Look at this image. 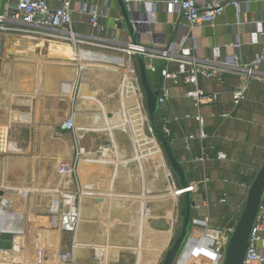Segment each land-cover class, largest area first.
<instances>
[{"label": "rangeland", "instance_id": "1", "mask_svg": "<svg viewBox=\"0 0 264 264\" xmlns=\"http://www.w3.org/2000/svg\"><path fill=\"white\" fill-rule=\"evenodd\" d=\"M85 30L88 32L93 31V33L96 34L95 28L90 25H87V29ZM104 35H106V32H104ZM95 37H99L100 39H87L84 44H80L79 46L81 48H90L99 52H110V54L116 55L121 54L119 50L114 49L104 51V49L106 48H102V45H107V41L104 42L100 35ZM46 45L47 42H45V46L43 48L30 46L33 47V49H30V51L28 50L29 53L25 57L19 53L13 54L7 52V50H5L4 41L0 42V207L7 212L14 211L18 207H21L23 209H21L23 213L19 215V222H14L13 224L16 231H19V227L22 226L23 223L21 221H25L26 223V230L25 232L23 231V233H18L16 231L14 233L0 232V237L3 238L12 239L13 235L15 234L22 235V237L19 236L21 239L19 240L20 251L16 252L19 256L9 254L7 258L5 256L0 257V264H46L45 262H48V264H133L135 252L134 248H132V245L130 248H117L114 250H110V248L108 249V251L106 250V248H104L106 243L104 240L107 237L104 235L105 226L108 224H110V229L109 234L107 231L106 235L108 234L110 238H113L114 236V239L112 240L114 243L118 241L119 235L121 234H123L122 236L126 237V240L124 239V237L121 239H123L125 242H131V244L133 243L132 240L129 239L130 237L128 235V226L126 223V218H129L128 207L124 206L122 203H119L109 211V202H104V200L100 202L96 198L97 195H95L94 206L89 207L87 212L83 211V209L85 208H80L81 206L84 207V204L90 202V200L93 198L92 196L94 193L87 194V190L89 189L86 188L88 185L84 186L85 184H78L76 179L77 175H79L77 165L79 163L80 157H84V155H82V152L85 151L84 145H82L81 142H78V139L77 143H75L76 138L78 137L76 134V125H79L77 120L83 122V120L85 119L83 116L88 114H90V118L95 120L94 114L96 113H102L106 118L108 116H113V111L120 109V103L121 105L123 103L122 108L125 115L123 118L116 119V122L118 123L115 124V128H112V125H109L104 128L101 127L100 129H93L95 130L93 131L95 134V142L100 144L102 150L104 147L108 148L106 150L107 152L104 153L107 159L116 158L112 156V154L116 153V148L115 146L113 147L111 138L113 141H115L113 138V136H116L115 130H122L124 128L127 131V127H124L127 124L134 136L132 138L134 142L132 143L130 140L128 134L129 131L124 134V138L129 139L128 145L125 146L129 147V149L125 150V148L122 151L124 154H129L131 152L132 155H135L137 151L140 154L151 153L153 158L155 157V154L158 156L160 155V157L162 156L163 167H157L158 170L161 171L158 175L159 178H161L162 175L165 174V185H167V189H164L163 191H161V189L159 191L144 190L145 193L148 194L146 196H156L157 194L167 193L171 194L173 192L172 179L170 177V171L168 169V167L170 169L171 167L169 166V163L166 159L164 149L157 135L148 128V113L146 126L144 123L143 125L145 127H142L145 130H143L139 125L142 123V119H144V117L142 118L144 114L143 111L141 109L140 111L132 108L129 109L126 106V104L130 105V101L126 102L124 96L127 93L129 94V92L126 91L127 88L132 90V83L128 82L126 84L128 87H125V85L124 87H121V79L124 76L121 68H117V70L112 73V69H110L109 67L100 66L98 62H89L84 60L81 61V65L86 66L85 69L83 68L85 76L83 84L84 94L89 93L92 98L94 97L93 100L95 101L94 103L89 102L92 103L90 105L87 102V107L89 106L90 113H88L87 111L83 112L82 105L73 106V111H75V113H78V117L75 120V128L68 132L61 131L59 123L64 118L67 111L62 110L63 108L66 109L65 105H63L61 101L57 99L56 102L46 105L47 108H52V115L54 112H56L55 114L57 115L55 123H53V125H56L53 126L51 124L48 126V123H46L45 121L46 117H44L43 109L41 106L42 104L41 102L39 103V96L41 93L45 92L57 95L62 94V92L60 88H57L58 85L56 88L54 87V89L53 87H50V89H45L43 87L38 88L40 82H42V77L46 75L45 69H53L55 67L61 69L63 67H72L73 64L63 63L61 59L58 58L45 59L44 57L47 56ZM92 59H95V55L94 57H92ZM45 62H48L49 64H46ZM105 64H108V66H117L111 63ZM11 67L13 70L11 69ZM106 71L109 73L111 72V79L113 84L108 83L105 85V81L108 80L100 79V77L102 78V74ZM5 75L7 76V78L3 80L5 78ZM148 75L151 82L155 86L157 73L148 71ZM12 77H16L17 80L13 79ZM36 78L39 81L37 84H35ZM59 82L61 81L58 80L57 84H60ZM94 82L95 87H91L90 83ZM111 86L115 91V95H113V97L102 98L101 91L106 88H111ZM245 96L246 95L244 91L243 96L239 100H241ZM34 97H36L37 99V101L35 102L36 104L33 102ZM29 99L31 100L30 104L28 103ZM121 99H125V102L124 100L123 102H121ZM260 101L261 99L259 100V102ZM233 105H235L234 102ZM221 108L218 109V112H223L224 116L221 118L217 117V122L215 121L216 124L212 123L214 125H211L210 127L207 125L206 127H204L203 130L206 136L203 138L197 137L198 129L196 128V126L192 128L186 127L183 129H179V131L177 132V130L174 131V127L170 125L169 133H163L161 129L160 116L157 115V118L155 119L156 127L165 135L166 139L170 142L175 157L181 163L186 179L194 180V182L197 183V189L193 192V196L195 198V203H197L198 206L191 209V214L203 215L208 212L210 215V221L213 225L225 223L227 219L231 220V218H238L243 207L247 186L252 180L256 170L264 160V110L262 109V106H255L253 108H250V110L246 106H243L244 112L242 116L244 119L242 125H236V123L234 122V128H230L232 130V136H236L235 138H238V141H233L232 144L226 142V138H229V134L226 133L223 128L221 129V127L218 125H221L223 123H221V121H226L227 123V121L229 122V120L231 119L235 120V108L232 109V113L234 114L230 113L229 115L231 116L229 117L225 114L229 113L227 109H231V107L228 108V106H225L224 110ZM83 113L86 114L84 115ZM201 114L203 115V112H201ZM29 115L31 116L28 120L27 116ZM227 117L228 120L226 119ZM218 121L220 123H218ZM124 122H126V124H124ZM228 124V126L231 125V123ZM228 126H226V128L230 130ZM236 126L239 128L241 127L242 133L240 131L239 133L242 136H239L237 134ZM89 130L90 131L88 132H92L91 129ZM149 134H151L152 137H148L147 135ZM189 134L196 135V138L185 140V136ZM86 135L91 136L89 135V133H86ZM86 135H84V137ZM65 137H67L68 144L71 148L70 155L66 157L56 156V159L51 158V156H49L47 152L53 147L52 143L55 141L58 142L60 141V138ZM108 144L112 145L108 146ZM78 148L81 149V151H79ZM202 151L206 155L210 156V159L208 161V159L206 158L202 164H198L195 159L200 155V152ZM223 153H227V156L224 158L222 157V155H220ZM218 154L221 157H219ZM126 160H129V162L127 163L128 165L126 164V167L131 168L132 173L133 171L137 172L136 169L139 168V164L136 160V157L134 156ZM116 162L121 161L118 160ZM66 163H68V166L70 167H67L65 165ZM193 165H195V168L193 167ZM108 166V169L110 171H108L109 174L107 172L106 174L110 175L113 173V171H115V169H112V164H109ZM55 167H57V169H69V175L67 176L71 178L72 183L71 181V184L64 183L67 176L65 175V173H62L63 176L57 174L55 172ZM93 167H95V165ZM171 172L176 184L179 183L177 176L176 178L174 176V171L171 170ZM95 173L97 172L95 171ZM116 173L113 181V188L118 187V185L122 187L126 182V179L123 180L124 178L122 177V174L118 175V173ZM204 175L209 179L206 182H202ZM167 179L170 181V184H168L169 182ZM134 182L135 181L132 178L130 183H127V185L131 186ZM92 187H94V185ZM137 188H140V183L137 184L136 189ZM119 192L123 191H116L115 194L120 195L118 197H121V194H126ZM221 194L225 196V202L218 205L216 204V201L218 195ZM204 195L208 197V200L211 203L208 208H205L201 205V201ZM67 196H69L68 198H71L72 200H69V203L71 202V204L73 205H78V213L81 212V209L83 211L81 212V214L84 213V215L80 214V216H78L79 224L77 236L75 239V233L71 231L61 230L60 228H58V226H54L52 224L53 215L57 213L56 211H58L57 215H60V213H62V208H64L63 205L68 202L66 199ZM118 197L116 198V200L121 199ZM53 198H57L59 204V210H55V212L49 209H53L52 207H55L54 205H51ZM127 198L131 199L132 197L127 196ZM127 198L125 199V201L127 200ZM167 198L169 203L170 200H172L171 204L167 203L172 209V196H167L164 198V200L162 199L161 201H163L164 204ZM141 201L143 203V200ZM180 201H182V197ZM136 204L138 205L139 202H137ZM149 204H151V202ZM155 204L159 205L160 203L157 200L154 201L153 205L156 206ZM166 207L167 206H164L163 209L158 210H156L155 207V209L152 207V214L164 213L165 215H168L167 211L169 209H167ZM121 208L123 210H121ZM143 208L146 209L145 203L144 206L141 207V209ZM131 210L132 209L129 208V211ZM106 214H110V219L108 216L106 218ZM136 215H140V220L142 219V216H144L140 211L136 212ZM123 217L125 218L123 219ZM83 218L87 219L88 221L83 220ZM107 219L108 221L110 220V223L106 221ZM40 220L41 222H39ZM104 220L107 224L104 222ZM118 220L121 222L120 224H117V226L119 228L122 227L121 229L124 230L123 233L119 230L118 232H116L114 229H111V223ZM153 227L151 225L143 226L140 230V227L136 226V230L141 231L142 236L146 235L143 244L144 247H147L149 245L147 242V236L153 234L154 230H156ZM156 228L159 229L157 231L168 230H161L160 227ZM51 233H54L58 236L57 237L55 235L56 240L53 242L54 244H52L55 249L52 247L51 243H47V241H45V238H48ZM157 238L159 239V237ZM74 240H76L77 244L80 245V252L78 246H76L75 249H72V243ZM152 240H150L149 243L153 244ZM110 241L111 240H109V242ZM97 243L103 250L101 252L102 255L98 254L102 256L100 258H98V255L96 254V252H94L96 251L95 246H92ZM67 250L70 251L72 255L71 259L61 260L59 258L60 252ZM49 252H51V254H49ZM51 257H53V259H51ZM141 257L142 256H140L138 262H141ZM48 259L49 261H45Z\"/></svg>", "mask_w": 264, "mask_h": 264}, {"label": "built area", "instance_id": "2", "mask_svg": "<svg viewBox=\"0 0 264 264\" xmlns=\"http://www.w3.org/2000/svg\"><path fill=\"white\" fill-rule=\"evenodd\" d=\"M111 1L56 0V3L53 4L52 0H2L0 8V42L4 41L5 33H19L32 37L68 42L77 53L82 49L79 46L80 44H84L87 39L99 38L95 36L100 35L104 42L107 41V45H102V48L119 50L121 52L119 55L123 56L125 64L117 60L120 57L116 54H112L115 60L108 61V63L117 65L116 67L119 66L124 75L122 80L125 78L126 81L128 80L127 83H132V90L126 89L133 97L129 106L137 111L142 108L144 112L142 118L144 117V119H142L143 123L141 125H143L146 123L148 116L145 96L139 83L134 57L135 53L139 52L144 58L147 71L157 73L156 84L158 75L161 76L157 98L159 108L157 110L158 113L156 112V118L157 115L160 116L162 132L169 133L172 123L189 118L198 129V138L206 136L203 130L206 123L200 107L206 103L215 102L220 94V91L216 89H204L198 81L200 76L223 82V72L235 73L240 82L231 90L234 103L243 96L248 78L264 79V0H258L261 1L263 6L255 17L245 22L238 19L235 23H231L226 17V6H232L238 12H241L248 8V3L251 0H161L164 5L171 7L179 16L176 21V32L178 33L176 38H168L162 31L157 30L155 28V23L157 22L155 17L150 18L144 11L136 10L135 4L138 0H124L130 14L131 23L137 34V43L132 42L129 34L126 38L113 33L104 35V25L101 24L100 20L111 15ZM75 13L78 14L76 19L73 18ZM117 18L124 23L121 14ZM216 20H219L230 34L236 35L234 40L227 43L230 47L228 53L221 52V46H225L226 43L205 45L201 39L202 35L199 28L203 25H214ZM85 22L95 28L98 35L94 34L93 31L82 30L80 25ZM246 29L248 30L247 39H241L240 33ZM253 32L256 33L255 36L252 35ZM254 42H259V48L247 53V45ZM205 48H208V50L206 51ZM95 52L97 51L95 50ZM125 82L121 87H124ZM174 84L185 85L182 90V97L191 100L194 107L193 112L177 113L174 111L170 103V99L174 96L170 91V86ZM135 93L139 104L133 96ZM182 126L185 127L184 125ZM59 127L64 132L75 128L72 113L64 116L59 123ZM195 138L196 135L194 134L185 136V140ZM220 155L223 158L225 157V153ZM220 155L218 154L219 157H221ZM206 158L209 161L210 156L202 151L195 161L198 164H202ZM66 166L68 167V165ZM193 167L195 168V165ZM168 169L175 192L172 209H170L168 215L164 213H155V215L148 212L143 219L139 220L140 215H136V212L133 211H136L141 205H134L133 211H129L128 208L129 218H126V223L129 239L133 242L132 248H134L135 252L133 264H142L138 262L139 250L146 251L145 253H147L149 258L147 264L161 263L166 250L171 245L181 225L180 200L182 194L185 190H190L193 193L197 189V183L194 180H187L188 183L185 187L181 186L180 183L176 184L171 172L172 169L169 167ZM174 176L176 178V174ZM208 180V177L204 175L202 182ZM223 202H225V196L222 194L218 195L216 204L219 205ZM201 205L205 208L211 205L206 195L203 196ZM197 206L198 204L194 200L192 208ZM77 207L78 205L71 204V207L61 215L59 224H57L58 228L75 233L76 221L79 216ZM159 217L164 218L166 228H169L167 243L161 248L153 240L154 245L148 242L150 246L148 245V248H144L143 244L146 235L142 236L141 231L136 230V226H139L140 230L143 226H152L151 219ZM236 220L231 218V220L227 219L225 223L213 225L208 212L203 215L191 214L188 236L173 264L179 263L183 251L190 246L191 248L198 246L205 249L206 251L204 252L212 253L211 264H222L225 245ZM52 224L56 225L54 222ZM194 225L201 228L200 233L197 235L193 233L192 227ZM263 232L264 195L250 233L242 264L264 263V252L257 245V241L261 239ZM74 245L75 241L72 243V249ZM101 255L97 257L100 258L102 257ZM71 256L70 251L67 250L60 252L59 258L61 260H70ZM188 264L197 263L195 260H190Z\"/></svg>", "mask_w": 264, "mask_h": 264}, {"label": "crops", "instance_id": "3", "mask_svg": "<svg viewBox=\"0 0 264 264\" xmlns=\"http://www.w3.org/2000/svg\"><path fill=\"white\" fill-rule=\"evenodd\" d=\"M75 1H79V0H75ZM87 1L95 2V0H87ZM197 1H202V0H197ZM52 2H53V4H55L56 0H52ZM110 5L112 6L111 13H110L111 15L106 16L100 20L101 24L104 25L103 31L106 32V34L113 33V34L118 35L120 37L126 38V36H128V34H129V32L126 29L125 24L123 22H121L120 20H118V18H117V16L120 15V10L117 6L116 0H112ZM262 6H263V4L261 3V1L251 0L248 3L247 9H245L241 12H238L234 7L227 5L225 8V13H226V17L228 18V20L231 23H235L238 19L240 21L245 22L248 19L255 17L258 14V11H261ZM135 7H136V10L144 11L150 18L155 17L157 19V22L155 23V28L157 30L162 31L166 35V37H168V38H176L177 37L178 33L176 32V26H177L176 21L179 19V16L174 10H172L171 7L164 5V3L161 0H138L137 3L135 4ZM76 17H78V14L75 13L73 15V18L76 19ZM87 25L88 24L85 22V23L80 25V28L82 30L86 31L85 29H87ZM199 31L202 35L201 39H202L203 43H205V45H214L216 43H226L225 46H221V52L222 53H228L229 52L230 47L227 43H229L230 41H232L236 38V35L230 34L228 32L227 28L219 20H216L214 25H203V26H201L199 28ZM247 31L248 30L246 29L242 33H240L241 39H245V40L247 39V36H248ZM255 34H256L255 32L252 33L253 36H255ZM257 36H258V33H257ZM258 48H259V42L250 43L249 45H247V53L255 51ZM5 50H7V52L13 53V54H17V53L22 54V56H25V57H26V55H28V53L30 51V49L26 48V47H21V48L16 49V50H10L6 45H5ZM205 50L207 51L208 48H205ZM104 51H109V49H104ZM109 53L103 52V57L105 59L99 61L100 58H96L95 62H98L100 64V66L109 67L110 69H112V73H114L115 70H117V68H119V67H116L113 65L108 66V64H105V63H108V61H114L115 60L114 59L115 57ZM46 54H47V56L44 57L45 59L46 58H58V57H60L58 59H61V61L63 63H72L73 66L72 67H63L61 69H58L56 67L53 69L52 68L45 69L46 75L44 77H42V79H41L42 82H40L38 88L43 87L45 89H50V87H53V89H54V87L56 88L58 85L57 88H60V90L62 92V94H60V95L53 94V93H47V92L40 94L39 103L41 102V104H42L41 106L43 109L44 117H46L45 121H46V123H48V126L51 124L53 125V123H55V120L57 117V115L55 114L56 112H54L52 115L51 114L52 108L51 109L47 108L46 105L49 103L52 104L53 102H56L57 99H59L61 101V103L63 105H65L66 109H64V108L62 109V110L67 111L65 113V115H67L68 113H72V115L74 116V122H75V120L78 117V115H77L78 113H75V111H73V106L82 105V111L83 112L87 111L88 113H90L89 112L90 108H89V106L87 107V104L89 102H92V103L95 102L93 100L94 97L92 98V96H90L89 93L84 94L83 84H84V77L85 76H84L83 68L81 65V61L76 56H74V58H71V59L64 58V54H63V52H61V50H59V51H57V50L48 51ZM100 62H102V63H100ZM45 63L49 64L48 62H45ZM101 64H103V65H101ZM11 69H12V67H11ZM5 73H6V69H5ZM13 74H14V72H13ZM6 78H7V76L5 75V78L3 80H5ZM12 78L17 80L16 77H12ZM100 79L109 81V82L105 81V83H104L105 85L108 83L113 84L112 79H111V72L110 73L107 71L104 72L102 74V78L100 77ZM223 79H224L223 82H220V81L218 82L217 80H215L213 78H205L202 76L199 77V79H198L199 84L204 89H207V90L216 89V90L220 91L218 99L215 102L206 103L204 105H201L200 111L203 112L204 120L206 122L205 125L206 126L208 125L210 127L211 125L216 124L215 121L217 122L218 116H216V114L218 113V109H220L222 107L221 109L224 110L225 106H228V108L231 107V109H227V110L230 113H232L233 112L232 109L235 108V110H234L235 115L238 117L235 116V120L231 119V120H229V122L227 121V123H226V121H221V123L222 122L223 123L221 125H218L221 127V129L223 128L225 130V132L229 134V136H228L229 138H226V140H227L226 142L232 144L233 141H238V138H235L236 136L235 137L232 136V133H231L232 130L230 128H234V126H235L233 124L234 122L236 123V125H239V126L242 125V122L244 119L242 116V114L244 112L243 106H246L249 110H250V108H253L255 106L256 107L262 106V109L264 110V79L248 78V81L246 83V88L244 90L246 96L243 97L241 100H238L235 105H233V100H232L233 98H231V90L236 84H238L240 82V79L238 78V76L235 73H231V72H227V71L223 72ZM58 80L61 81V82H59L60 84H57ZM38 82L39 81L36 78L35 84H37ZM124 82H125V78L123 80L121 79V85ZM125 83L127 84V81ZM90 84H91L90 85L91 87H95V82L90 83ZM126 84H125V87L127 86ZM112 86H111V88H106L103 91H101V97L102 98L103 97H105V98L113 97V95H115V91L112 89ZM184 87H185V85H182V84H174V85L170 86V91L174 95L173 98L170 99V103H171L174 111L177 113L193 112L194 111V107H193L191 100L182 97V90ZM129 94L127 93L124 96V98L126 99V97ZM125 99H123L124 102H125ZM260 99H261V101L259 102ZM90 100H93V101H90ZM123 100L121 99L120 101L123 102ZM36 101H37V99H36V97H34L33 102L35 103ZM126 102H127V99H126ZM137 102L139 104L138 99H137ZM28 103L29 104L31 103L30 99L28 100ZM92 103H89V105ZM2 105H3V103H2ZM67 105H68V107H67ZM122 105H123V103H122ZM122 105L120 103V109L113 111L114 115L108 116L107 118L102 113L101 114L96 113V114H94L95 120H93L92 118H90V114L85 115L86 113L85 114L83 113L85 115V116H83L85 118L83 120V122L82 121L80 122L79 120H77L79 125L77 124L76 126L80 127V129H81V132H79L80 131L79 128L76 129L77 136H79L85 132L84 128L88 129L87 131H90L89 129H91L92 132L95 131V130H93L95 128L100 129L101 127L104 128V127H107L109 125H112L111 127L115 128V124L118 123V122H116L117 121L116 119L123 118L125 115L124 110L122 108ZM0 106H1V101H0ZM124 106H125V104H124ZM126 106L130 109L129 104H126ZM141 110H142V108H141ZM232 114H234V113H232ZM30 116L31 115L27 116L28 120L30 119ZM112 117H113V119H112ZM223 120H225V119H223ZM227 120H228V118H227ZM107 123H108V125H107ZM212 123H214V124H212ZM218 123H220V122L218 121ZM228 123H231V125L228 126L229 125ZM124 124H126V122H124ZM54 125H56V124H54ZM139 125L141 126V128L144 127V125H141V124H139ZM182 125H184L185 127H183ZM172 126L174 127L173 129H175L174 131L177 130V132H178L179 129H183L186 127H191V128L195 127V124L191 119L188 118V119H184L180 122H176V123L174 122V123H172ZM226 126H228V128L230 130H228L226 128ZM124 127H127V131L124 128L122 130H115L116 136L115 137L113 136L115 141H113L111 138V141L113 142V146L115 145V143H118L119 141H124L125 144L127 143L126 144V146H127L129 139H125L124 134H126L128 131H129L128 134H129L131 142L132 143L134 142L132 139L134 136L131 132L130 127L127 124ZM239 131L242 133L241 127L240 128L237 127V134L239 136H242L239 133ZM92 132H87L91 136H87L86 134H84V135H86L85 137H84V135H82L81 137H77L76 141H75V143H77V139H78L79 140L78 142H81V144L84 145L85 152L83 151L84 147L82 150L84 152V153L82 152L83 153L82 155H84V158L89 159V160L94 158V162H95V167L90 169V171L88 172L89 174H87L86 177L84 176L83 182L87 181V183L88 182L94 183V187L86 188V189H89V190H87V192H88L87 194H91V193L92 194L94 193V194L92 196L93 198L90 200V202H88L89 204L88 203L84 204L85 208L88 209L89 207L95 205V195H97L96 198L100 202L103 200H104V202L108 201L110 204L109 207L114 208L115 205L117 206L115 200L118 196H120V195H117L115 193H116V191H121V190L123 192H119V193H126V194H121L122 196L118 197V198H121L122 201L120 203L123 202L122 204L124 206L126 203L125 199L127 198V195L135 198L136 201H138L139 199H142L143 202L145 201V199L156 198L154 201L158 200L160 203V201L162 199L159 200L157 198L167 197V196L174 194V188H173V190H172L173 192L171 194L167 193V194H157L156 196H146L148 194H146L144 190L159 191L161 189V191H163L164 189L165 190L167 189V185H165V180H166L165 174H163L161 178H159V175H157V177L155 179H149L146 171L140 170V173L138 174L137 178L135 177V182L131 186L127 185V183L129 184L131 180L127 179V177L125 176V174H126L125 169H127L125 163L129 162V160H126V159L132 158L135 156L138 163H140V166H142L143 169H147L149 176L154 178L151 175L152 170H154L157 167H163L162 156L160 157V155L158 156L155 154V159H154L152 157L151 153L140 154L137 151H136L135 155H132L131 152L129 154H124L122 152L124 150V148H123L120 151H117L115 149L116 153L114 151L115 154H112V156H114L116 158L107 159V157L105 155L101 156L102 147L100 146V144L95 142V134H94V132L93 133ZM110 145H112V144H108V146H110ZM52 146L53 147L51 149H49L47 152V154L49 156H51V158H55L56 156L66 157V156H69L71 153V148L68 144L67 137L60 138V141H58V142L57 141L53 142ZM96 147H97V149H96ZM154 147H155V145H154ZM123 156H125V157H123ZM142 157H144V158H142ZM81 158L82 157H80V159ZM118 160H120L121 162H116ZM156 161H158V162L156 163ZM109 164L110 165L112 164V169L113 168L115 169V171H113V173L110 175H108L109 174L108 171H110L108 169ZM123 164H125V165H123ZM66 165H69V164L67 163ZM124 166H125V168H124ZM68 167H70V166H68ZM79 169H78V171H79ZM95 169H97V170H95ZM157 170H158V168H157ZM95 171L97 173H95ZM55 172L59 175H62V173H65L66 176L69 175V169H59V168L57 169V167H55ZM106 172L108 174H106ZM116 172L118 173V175L122 174V177L124 178L123 180L126 179V182L124 183V185L122 187H120V185H118V187L113 188L114 187L113 181H114V177H115ZM127 172H129V171H127ZM160 172L161 171H159L158 174H160ZM81 178H82L81 175H77L76 179H77L78 184L82 183ZM69 180H70V177L67 176L64 183H69ZM95 182H97V184H95ZM139 183H140V188L136 189V186ZM166 183H167V181H166ZM168 184H170V182ZM133 194H135V195H133ZM192 198H193V200L195 199L193 196V193H192ZM55 200H56V198H53L51 205H55L57 203ZM165 204L166 203L163 204V201H161V203L159 205L151 206V207H153V208L155 207L158 210L159 208L163 209L164 206H167L166 208L169 209L167 212L169 213L170 207L168 204H166V205ZM150 205L151 204H149V202H148L145 204V207H150ZM17 209H15L14 211H11V212H7V211H5V212L7 214H11L12 212H18L19 215L23 213V211H22L23 209L21 207L20 208L18 207ZM84 212H87V210ZM123 218H125V217H123ZM159 218H161V217H159ZM83 220L88 221L85 218H83ZM14 222L17 223V222H19V220H15V219L12 220V219L8 218L5 221H0V224H1L0 227H4V228H8V229H14V232H15V226H13ZM54 223L58 224L59 222L56 221ZM152 226H154V225L152 224ZM155 227H159V226H155ZM160 228H165V227H160ZM155 231H157V230H154V232ZM154 232H153V234L147 236V242H149L150 240L153 239L154 243H157V245H160L162 248L166 242V239H163V240L154 239L155 238ZM105 235H106V230H105ZM107 245H106V247H107ZM119 245H121V242H119ZM257 245H258L259 249L262 252H264V232H263L261 239H259L257 241ZM92 246H95V249H96V245H92ZM79 247L80 246H78V249H79ZM128 247L130 248L131 245L126 246L125 248H128ZM79 252H80V249H79ZM142 252H143L142 254L147 255V253H145L146 251H142ZM140 263L147 264L148 261L146 263L141 261Z\"/></svg>", "mask_w": 264, "mask_h": 264}, {"label": "water", "instance_id": "4", "mask_svg": "<svg viewBox=\"0 0 264 264\" xmlns=\"http://www.w3.org/2000/svg\"><path fill=\"white\" fill-rule=\"evenodd\" d=\"M116 2L132 42L137 43V34L131 23L130 14L127 10L126 2L124 0H116ZM1 3L2 0H0V8ZM134 57L138 71L139 83L145 96V105L149 116L148 128L157 135L164 149L169 166L176 174L181 186L185 187L187 186L188 182L185 177L183 167L179 160L175 157L170 142L166 139L164 134L156 127L155 124L156 112L159 108L157 98L159 94L161 76L158 75L157 84L154 86L148 75L143 56L139 52H136ZM263 195L264 160L256 170L252 180L247 186L243 207L225 245L222 264H242L245 249L250 237L255 218L261 205ZM193 204L194 200L192 198V192L190 190H185L182 194V201L180 202V209L182 214L181 225L171 245L166 250L165 255L160 264H173L175 257L183 246L188 236L191 225L190 217ZM151 223L154 226L166 227V222L163 218L151 219ZM11 245V238L0 237V247H10Z\"/></svg>", "mask_w": 264, "mask_h": 264}, {"label": "bare ground", "instance_id": "5", "mask_svg": "<svg viewBox=\"0 0 264 264\" xmlns=\"http://www.w3.org/2000/svg\"><path fill=\"white\" fill-rule=\"evenodd\" d=\"M45 42H47V45H46V50H47V52L48 51H52V50H57V51H59V50H61V52H63V54H64V58H68V59H71V58H74V56H76L77 58H79L80 59V61H82V60H84V61H89V62H95V59L96 58H100V60L99 61H101V60H104L105 58L103 57V52H99V51H97V52H95V50H93V49H90V48H82L79 52H75L74 51V49H73V47L71 46V44L70 43H68V42H65V41H60V40H54V39H45V38H43V37H30V36H28V35H22V34H19V33H5L4 34V43H5V45L10 49V50H16V49H19V48H21V47H26V48H29V49H33V47H39V48H43L44 46H45ZM30 46H33V47H30ZM94 55H95V59H92V57H94ZM120 58L118 59V60H120L119 62H121L122 64H125V61L123 60V56L122 55H118ZM58 58H60V57H58ZM75 60V59H74ZM82 68H86V66L85 65H82ZM125 81H126V79H125ZM128 81V80H127ZM137 94L135 93V94H133V96H134V98L137 100V96H136ZM130 97V98H129ZM126 99H127V102L128 101H130L131 102V100H133V97H132V94H129V96H127L126 97ZM144 113V112H143ZM143 123V122H142ZM145 125H146V123H145ZM79 127H76V129H78ZM80 129V128H79ZM143 130H145L144 128H142ZM84 130H85V132L84 133H82L81 135H79L78 137H81L82 135H84V134H86L88 131V129H86V128H84ZM79 132H81V129H80V131ZM148 137H152V135L151 134H149V135H147ZM127 144V143H126ZM126 144L124 143V141H119L118 143H115V148H116V150L117 151H120L121 149H129V147H125L126 146ZM113 146V147H114ZM124 146V147H123ZM108 148L107 147H104L103 148V150H102V153H101V156H104V153L105 152H107L106 150H107ZM111 149V148H110ZM125 149V150H126ZM85 152V151H84ZM83 152V153H84ZM93 152V151H92ZM91 153V152H90ZM109 154V153H108ZM111 154V153H110ZM89 155V154H88ZM91 155V154H90ZM93 156V155H92ZM90 157V156H89ZM154 159H155V157H154ZM29 162V161H28ZM158 161H156V163H157ZM125 164H127V163H125ZM125 164H123V165H125ZM139 164V168L138 169H136L137 170V172H135V171H133V173L131 172L132 171V169L131 168H129V167H127V169H125V176L127 177V179H129V180H131L132 178H133V180L135 181V177L137 178V176H138V174L140 173V170H144V171H146V173H147V175H148V178L149 179H155L156 177H157V175H158V173H159V170H157V168H155L154 170H152V176L154 177V178H152L151 176H149V173H148V170L147 169H143L142 168V166H140V163H138ZM95 165V162H94V158L93 159H91V160H89V159H86V158H84V157H82L80 160H79V163H78V166H77V170L79 169V171H78V173H79V175H81V181H82V185L83 184H85V186H87V188H92V186L94 185V183H90V182H88L87 183V181H85V182H83L84 181V176L86 177L87 176V174H89V173H86V172H88V171H90V169H92L93 168V166ZM128 165V164H127ZM123 168V167H122ZM124 168H125V166H124ZM10 169V168H9ZM7 170V169H6ZM86 171V172H85ZM127 171H129V172H127ZM22 173V172H21ZM35 174V173H34ZM21 175V174H20ZM26 177V176H25ZM35 177V176H34ZM43 178V177H42ZM34 180V179H33ZM38 180V179H37ZM94 180V179H93ZM137 180V179H136ZM14 181V180H13ZM24 181V180H23ZM25 181H27V180H25ZM70 181H71V178H70V180H69V184H71L72 183V181H71V183H70ZM89 181V180H88ZM94 182V181H93ZM168 182H170L169 180H168ZM95 184H97V182H95ZM96 193V192H95ZM130 193V192H129ZM110 195V194H109ZM133 195H135V194H133ZM138 195V194H137ZM127 196H129V195H127ZM170 196H172V199L175 197V192H174V194H172V195H170ZM69 196H67L66 197V199H67V203L66 204H64L63 206H64V208H62V213H60V215L58 214L57 215V213H58V211H56L57 213L56 214H54L53 215V221L54 222H56V221H58L59 222V219H60V217H61V215L62 214H64L65 213V211H67V209H69L70 207H71V202L69 203V200H71V198H68ZM130 197V196H129ZM84 198V197H83ZM164 198L165 197H161V198H157V199H163L164 200ZM154 199H156V198H154ZM154 199H145V201L142 203V199H140V200H138V201H136L135 200V198H131V199H128L127 198V200H126V203H125V206L126 207H128V208H130V209H132L131 211H133L134 210V207L137 205L136 203L137 202H139V204L141 205L138 209H136V212H141L143 215H145L146 213H152V210H151V206H154L153 205V203H154ZM57 203L54 205L55 207H52L53 209H51V208H49L50 210H52V211H54L55 212V210H59L58 209V207H59V204H58V200H57V198H56V200H55ZM72 201V200H71ZM116 201V204H119L122 200L121 199H117V200H115ZM148 201H149V203L151 202V205H150V207H146V209L145 208H143V209H141V207L142 206H144V203L146 204V203H148ZM171 202H172V200H170V203H169V201H168V199H166V201H165V203L167 204V203H169V204H171ZM82 203V202H81ZM123 203V202H122ZM160 203H161V201H160ZM165 204V205H166ZM135 205V206H134ZM116 206V205H115ZM157 206V205H156ZM108 207H109V204H108ZM124 207V206H123ZM24 208V207H23ZM80 208H85V206L84 207H80ZM110 209H111V207H109L108 208V210L110 211ZM145 209V210H144ZM155 209V208H154ZM160 209V208H159ZM171 209V208H170ZM86 210H88V209H83V211H86ZM121 210H123L122 208H121ZM157 210V209H156ZM81 212H83L82 211V209L80 210ZM107 211V210H106ZM105 211V212H106ZM81 212L79 213V216H80V214H81ZM112 212V211H111ZM124 212V211H123ZM107 213V212H106ZM127 213V212H126ZM83 215H84V213H82ZM81 214V215H82ZM90 214V213H89ZM111 214V213H110ZM110 214L108 215V214H106V218H107V216L109 217V219H110ZM31 216V215H30ZM40 216V215H39ZM90 216V215H89ZM36 217V216H35ZM45 217V216H44ZM15 219V220H19V213L18 212H12L11 214H7L1 207H0V221H5L6 219ZM29 218V217H28ZM38 218V217H37ZM43 218V217H42ZM47 218V217H46ZM105 218V219H106ZM144 218V216H142V219ZM33 219V218H32ZM41 219V218H40ZM124 219V218H123ZM38 220V219H37ZM42 220V219H41ZM41 220L39 221V222H41ZM47 220V219H46ZM79 220H80V217H79ZM140 220V219H139ZM106 221H108V219L106 220ZM106 221L104 220V222L106 223ZM23 224H22V226H17V227H19V231L17 230L16 231V229H15V231L16 232H18V233H23V231L25 232V228H26V223H25V221H21ZM48 222V221H47ZM109 223H110V220L108 221ZM120 222L121 221H113L111 224V229H114L116 232H118V230L119 231H121L122 233H123V229H121V228H119L118 226H117V224L119 223L120 224ZM38 223V222H37ZM36 223V224H37ZM59 224V223H58ZM78 224H79V222H78V220L76 221V227H75V236H74V239L76 238V236H77V230H78ZM107 224V223H106ZM0 226H1V224H0ZM35 226V225H34ZM45 226V225H44ZM55 226H57V223H56V225ZM110 224H108V225H106L105 226V230H106V233H107V231H108V234H109V229H110ZM150 226V225H149ZM154 228V227H153ZM193 228V233L195 234V235H197V234H199L200 233V227H197V226H193L192 227ZM24 229V230H23ZM29 229V228H28ZM166 229H168L167 231H155L154 232V237H155V239H158L157 237H159V239L161 238V239H166V242H167V240H168V236H169V228H164V229H162L161 228V230H166ZM156 230H159V229H156ZM31 231V230H30ZM0 232H12V233H14V229H8V228H4V227H0ZM27 232V231H26ZM147 233V232H146ZM31 234V233H30ZM108 234L107 235H105V236H107L106 238H105V247L104 248H106V250L108 251V249H110V250H114V249H117V248H122V249H126L125 247L126 246H130V245H132L131 244V242H125L123 239H121V238H123L124 236H122L123 234H121V235H119V238H118V241L116 242V243H114L112 240L114 239V236H113V238H110V236H108ZM54 235V236H53ZM56 234H54V233H51L50 235H49V237L48 238H45V241H47V243H51V245L52 244H54L53 242L56 240V236H55ZM151 235V234H150ZM19 236H21L22 237V235H14L13 236V238H12V245L10 246V247H0V257H8L9 256V254H14V256H17L18 255V253H16L17 251H20V243H19V240H21L20 239V237ZM102 236V235H101ZM104 236V237H105ZM58 237V236H57ZM128 237V236H127ZM124 239L126 240V237H124ZM78 240V239H77ZM109 240H111L110 242H109ZM120 240V241H119ZM122 240V241H121ZM75 241V245H74V248L73 249H75V247L76 246H80L79 244H77V241L76 240H74ZM119 242H121V245H119ZM166 242H165V244H164V246L166 245ZM110 243V244H109ZM113 243V244H112ZM56 244V243H55ZM98 244V243H97ZM95 244L96 245V254L98 255V254H101V252L103 251L102 250V248L100 247V245L98 244ZM106 244H108L107 245V247H106ZM24 245V244H23ZM103 245V244H102ZM197 245H198V243H197ZM26 246H28V245H26ZM52 247H53V245H52ZM193 247V246H192ZM26 248V247H25ZM48 248V247H47ZM47 248H46V250H47ZM54 248V247H53ZM129 248V247H128ZM146 248V247H145ZM55 249V248H54ZM26 251V250H25ZM204 251H206L205 249H202V248H199L198 246L197 247H194V248H191V246L190 247H186V249L183 251V253H182V255H181V257H180V259H179V263L178 264H188L189 263V261L190 260H195L196 261V263L197 264H201V263H203V264H211V262H210V259L212 258V253H207V252H204ZM75 252V251H74ZM99 252V253H98ZM106 253V252H105ZM143 252H141V250H139V258H140V256H142L141 257V261H143L144 263H146L147 262V260H149V258H148V256L147 255H145V254H142ZM20 254H22V253H20ZM49 254H51V252H49ZM53 254V253H52ZM107 254V253H106ZM109 255V254H108ZM19 256V255H18ZM53 256V255H52ZM15 259H17V258H15ZM51 259H53V257H51ZM13 260V259H12ZM45 261H49V259L48 260H45ZM4 262V261H3ZM11 262V261H10ZM46 264H48V262H45ZM102 263V262H101ZM2 264V263H1ZM9 264V263H8ZM57 264V263H56Z\"/></svg>", "mask_w": 264, "mask_h": 264}, {"label": "flooded vegetation", "instance_id": "6", "mask_svg": "<svg viewBox=\"0 0 264 264\" xmlns=\"http://www.w3.org/2000/svg\"><path fill=\"white\" fill-rule=\"evenodd\" d=\"M235 104H236V103H235ZM229 114H230V112H229L228 114L226 113L225 115H227V116L229 117V116H231V115H229ZM216 116H218V117H223V116H224V113H223V112H218V113L216 114ZM232 116H233V115H232ZM228 117H227V118H228ZM236 117H238V116H236ZM227 118H226V119H227ZM164 136H165V135H164ZM226 156H227V153H225V157H226Z\"/></svg>", "mask_w": 264, "mask_h": 264}]
</instances>
